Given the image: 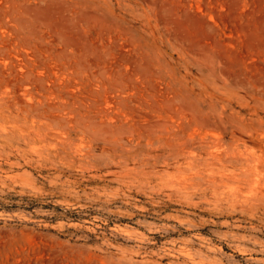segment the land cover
<instances>
[{
    "label": "rangeland",
    "instance_id": "rangeland-1",
    "mask_svg": "<svg viewBox=\"0 0 264 264\" xmlns=\"http://www.w3.org/2000/svg\"><path fill=\"white\" fill-rule=\"evenodd\" d=\"M0 264H264V0H0Z\"/></svg>",
    "mask_w": 264,
    "mask_h": 264
},
{
    "label": "trees",
    "instance_id": "trees-1",
    "mask_svg": "<svg viewBox=\"0 0 264 264\" xmlns=\"http://www.w3.org/2000/svg\"><path fill=\"white\" fill-rule=\"evenodd\" d=\"M74 216L76 217V214H74Z\"/></svg>",
    "mask_w": 264,
    "mask_h": 264
}]
</instances>
